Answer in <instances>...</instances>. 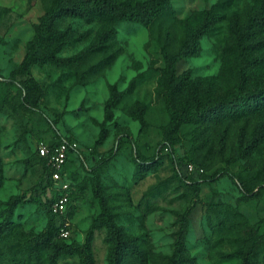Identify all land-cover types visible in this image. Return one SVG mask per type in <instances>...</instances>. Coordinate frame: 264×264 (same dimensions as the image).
Here are the masks:
<instances>
[{"label": "rangeland", "instance_id": "374dc122", "mask_svg": "<svg viewBox=\"0 0 264 264\" xmlns=\"http://www.w3.org/2000/svg\"><path fill=\"white\" fill-rule=\"evenodd\" d=\"M123 1V0H119ZM141 3L146 0H130ZM218 1L219 20L200 43L199 55L174 62V82L167 91V58L180 49L187 34ZM53 0H0V264H83L80 252L53 260V244L24 245L31 232L46 230L44 173L38 146L61 139L78 142L80 154L68 164L75 185L76 213L70 240L85 242L101 212L94 176L128 237L138 238L144 264H166L174 250L183 213L197 196L186 180L202 189L190 215L187 246L198 264H264V140L250 146L261 112L219 121L187 115L198 101L230 94L241 61L237 30L250 27V38L264 37L251 24L254 0H171L170 9L150 24L69 17L82 39L69 43L59 56L72 57L110 26L115 29L100 52L69 64L38 61L21 64L36 27ZM113 54L98 72L90 67ZM249 84L264 81V43L250 51ZM258 73V75H256ZM183 79V83H180ZM112 102V115L107 106ZM181 117L173 126V118ZM145 170L142 163L153 162ZM190 165L194 169L190 170ZM226 172L221 178L217 174ZM186 177V180H185ZM237 182L250 190L243 195ZM154 186L159 192L147 195ZM22 201L10 209V200ZM93 264H111L108 230L95 231ZM129 264H140L130 255Z\"/></svg>", "mask_w": 264, "mask_h": 264}, {"label": "trees", "instance_id": "16d2710c", "mask_svg": "<svg viewBox=\"0 0 264 264\" xmlns=\"http://www.w3.org/2000/svg\"><path fill=\"white\" fill-rule=\"evenodd\" d=\"M257 4V11L251 20V24L257 31L264 30V0H254ZM224 1L216 2L205 14L199 25L190 31L179 51L174 56L167 58V91L170 93L171 99L176 95L180 88L178 82H174V62L177 60H184L189 57L200 54L201 39L208 35L214 28L215 23L219 20V12L224 8ZM171 7V0H146L141 3H133L130 0H53L50 8L44 13L40 22L36 27L35 38L25 54L21 67L22 69L29 67L31 64L38 61H53L58 64H69L75 60L86 59L88 56L102 51L107 45L115 29L111 26L102 30L95 39L82 51L72 57L59 56L61 52L69 43L82 39V34L75 33L71 26L63 30L57 28L60 20L69 17L83 18L85 20L101 19L107 24H114L120 21L140 22L143 24H150L154 19L165 14ZM250 27H243L237 30L239 37L238 51L241 56V61L237 67V81L232 85L230 94L221 96L217 99L209 98L206 101H198L194 111L187 116L195 118L200 121H219L225 115L240 118L245 114L261 112L264 109V81L259 83L249 84V78L252 74L251 67L253 66V59L250 57V51L255 50L264 43L262 38H250ZM114 55L100 59L96 64L90 67V71L98 72L107 67L113 60ZM258 75V73H256ZM180 83H183V79ZM112 105L110 102L107 106L108 118L112 115ZM181 117L175 116L173 118L174 128ZM264 140V122L261 123L255 130L250 146L254 147ZM59 141H52L48 144L53 147ZM39 155V154H38ZM42 161L44 184L43 200L47 209L48 222L46 230L42 233L31 232L29 237L24 241V245L32 252L36 251L37 245L53 244V260L60 255L75 254L80 252L83 256V264H93V248L92 242L94 240L95 231L102 227L108 230V240L112 244L110 261L111 264H129L130 255L136 258L140 264L146 262V255L138 244V238L128 237L122 225L117 221L116 214L112 211L109 204L108 195L102 190L97 177L94 176V192L98 197L101 206V212L94 219L86 234L85 242L81 244L77 240L65 239L59 236V229L65 222L74 217L76 213V205L73 203L76 199V187L71 183L70 187V202L65 214L59 215L53 213L51 205L58 197V190L54 186V181L51 176V168L48 165L47 158L40 156ZM72 160V159H71ZM70 160V161H71ZM67 163L65 170L67 171ZM155 165L157 162H144L141 167L145 170L151 169V164ZM228 173L223 172L217 174L221 178ZM186 180V177H185ZM194 188L197 199L191 207H189L182 215L180 220V229L178 238L174 246V250L166 264H198L194 256L191 255L187 246L188 233L190 229V215L193 207L197 204L199 195L202 189V182L199 180H186ZM2 184V169L0 163V187ZM240 191L249 194L250 190L246 186H242L237 182ZM159 192L158 187H152L147 195ZM22 201L21 197H13L9 204L12 210ZM0 225V237L2 229L11 228L10 221L4 222L3 228ZM70 228V227H69ZM246 264H253L248 258Z\"/></svg>", "mask_w": 264, "mask_h": 264}, {"label": "built area", "instance_id": "2783aa9c", "mask_svg": "<svg viewBox=\"0 0 264 264\" xmlns=\"http://www.w3.org/2000/svg\"><path fill=\"white\" fill-rule=\"evenodd\" d=\"M78 142L70 139H61L56 145L51 147L48 143H41L38 146V154L47 158L48 165L51 168V176L54 186L58 190V197L53 201L51 210L55 214H65L70 202L71 182L68 180L65 167L67 163L76 155L80 154ZM190 165V170H193ZM69 219L59 229V236L70 239L72 236Z\"/></svg>", "mask_w": 264, "mask_h": 264}]
</instances>
